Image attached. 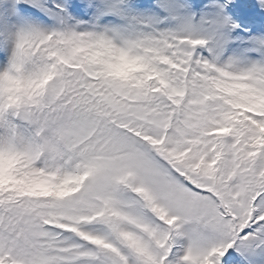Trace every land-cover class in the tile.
I'll return each mask as SVG.
<instances>
[{
  "label": "snow or ice",
  "instance_id": "obj_1",
  "mask_svg": "<svg viewBox=\"0 0 264 264\" xmlns=\"http://www.w3.org/2000/svg\"><path fill=\"white\" fill-rule=\"evenodd\" d=\"M0 264H264V0H0Z\"/></svg>",
  "mask_w": 264,
  "mask_h": 264
}]
</instances>
